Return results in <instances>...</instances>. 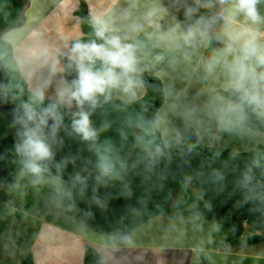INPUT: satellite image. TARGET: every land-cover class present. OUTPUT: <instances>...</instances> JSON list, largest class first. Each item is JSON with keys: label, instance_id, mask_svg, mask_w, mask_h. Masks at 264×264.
<instances>
[{"label": "clouds", "instance_id": "clouds-1", "mask_svg": "<svg viewBox=\"0 0 264 264\" xmlns=\"http://www.w3.org/2000/svg\"><path fill=\"white\" fill-rule=\"evenodd\" d=\"M113 4L89 18L91 38L66 45L63 64L42 48L51 72L72 78L56 81L47 106L51 80L14 110L12 125L18 138L14 150L22 175L30 176L33 185L45 182L54 147L63 143L62 111L71 114L69 134L91 150L98 135L91 117L98 109L114 98L124 104L137 102L148 86L145 73L159 72L161 65L176 71L193 59L202 79L218 81L219 86L210 88L198 104L181 103L178 115L198 130L264 142V0H169L167 6L163 0H124L122 5L113 0ZM165 95L181 96L171 88ZM168 123V113L162 112L152 126L164 129ZM161 155L158 149L150 153L145 167L155 168ZM258 167L254 160L236 180L245 194L258 184ZM213 176L224 179L219 171ZM75 179L84 183L79 175Z\"/></svg>", "mask_w": 264, "mask_h": 264}, {"label": "trees", "instance_id": "trees-1", "mask_svg": "<svg viewBox=\"0 0 264 264\" xmlns=\"http://www.w3.org/2000/svg\"><path fill=\"white\" fill-rule=\"evenodd\" d=\"M27 0H0V60L8 67L12 84L8 96L20 107L28 102L31 91L24 78L19 63L16 61L12 45L1 37L10 29L21 26L23 12ZM75 14L80 17L81 29L84 36L80 39L91 38L92 29L88 23L91 17L85 0L80 1ZM61 61L64 63L63 56ZM66 75V74H65ZM67 79L72 76L66 75ZM147 88L145 96L135 103L124 104L119 99L103 105L91 117L93 126L98 128L103 137L102 168L108 178V185H112L120 178L132 153H154L158 149L162 153H174L184 150H194L198 153L224 162L253 163L256 160L264 167V145H259L253 150L236 153L225 143L219 147H206L202 145L195 131L189 132L181 141L164 143L158 129L152 126L153 119L157 116L164 103V90L161 81L145 73ZM50 100L45 99L44 106ZM63 124L71 125V114L62 111ZM107 125V126H106ZM140 128L142 135L135 139V128ZM121 133H124L122 136ZM15 137L9 119L0 114V182L9 175L21 170L20 159L15 153ZM47 178L62 180L66 184V193L71 198L74 211L79 219L98 234L114 237L118 242L138 229L140 226L157 216L169 218L183 217L191 214H200L206 219L225 224L232 232L227 241L228 245L252 246L264 243V234L257 233L235 216L229 210L220 206H207L198 193L189 189V202L182 207L166 211V207L154 206L140 213L132 221L122 225H110L99 221L88 202L87 185L77 167L72 161L49 163ZM79 175L83 178L81 184L75 179ZM169 208V207H168ZM169 210V209H168ZM22 264H34L30 254ZM84 264H110L93 246H87Z\"/></svg>", "mask_w": 264, "mask_h": 264}, {"label": "crops", "instance_id": "crops-1", "mask_svg": "<svg viewBox=\"0 0 264 264\" xmlns=\"http://www.w3.org/2000/svg\"><path fill=\"white\" fill-rule=\"evenodd\" d=\"M30 1L31 0H27V5L25 6L23 12V21H31V25L29 26L26 33H23L19 38L16 36L17 32L15 30L17 29L10 32V38H8L7 41H9V43L12 45L14 57L20 65L21 72L26 79L28 88L31 92L36 88L43 87L47 81H52L51 86L48 87L46 91V99L51 100V98L54 96L56 81L62 77L66 78V75L62 72L53 74L50 70L49 59L45 55H42L41 50L42 48H46L53 57H58L61 60V57L67 51L66 45L70 44L72 40L80 39L84 36V33L81 29L80 17L75 14L79 8L81 0H33L34 3L32 7ZM44 1L49 4L46 5L45 3L43 6H40ZM85 1L87 2L91 16L99 11H105L114 6L113 0ZM118 3L122 5L124 0H118ZM30 7L31 11L29 10ZM49 7L50 9L47 10ZM38 9L47 10V12H45L43 15H40ZM28 16L29 18L37 17L38 19H29ZM61 64H63L62 61ZM161 69L167 75L168 72H174L171 70H166L165 66L164 68L162 66ZM15 174H19L21 177L27 176L22 175L20 170L17 173L15 172L14 174L9 175L8 178L1 181L0 186L6 184L4 182H6V180L8 181L9 178ZM45 187V190L51 191L50 195L52 192L58 189L56 188L55 184H45ZM59 188H63V191L67 195L65 183H61V187ZM33 190L35 189L29 187L27 191L29 193ZM22 193L23 192H21V194ZM1 196L0 209L7 207L9 212L12 214L5 225L0 224V264H22L23 260H25L30 254L34 258V264H84L85 250L89 245L93 246L98 251V253L102 255V257L110 264H182L183 261L184 264H193L194 262L198 264H205L208 261L205 260L206 254L228 256L231 258L233 264H249L248 260L255 258L256 256V254L253 252L249 253L245 251V249L250 248V246H233L227 244V241L232 234V232H230L231 230L227 233L228 235H215L214 233L209 235L205 231H201V233L197 235L193 234L192 232L190 233L189 231L187 233L180 231L179 234L181 243L179 246L174 247L175 250L172 251L177 250L183 252L181 256L184 257H177L179 255L173 253L170 255L172 257H169L167 262V258L164 254L167 253V250L162 246L142 247V245L138 243H124L125 239L134 234L135 231L141 226L124 238L121 242H118L115 238L104 239L103 237H98L96 235L86 237L84 234H82V232H78L64 226H59L50 219L42 218V216L38 217L32 212L24 211L21 209V205L13 204V201H6L5 195ZM12 197L13 195L11 193L6 195V198L9 200H11ZM33 199L36 200L37 198ZM17 213L34 218L36 221L39 220L42 222V225L39 228L36 236H34V241H31L30 244H28L29 242L25 244V254L13 255L9 251L12 250V247L15 244L19 243L21 238V235L17 233V227L14 220V217H20L19 215L15 216ZM196 215L199 214H191L183 217L189 218L190 216ZM156 218L161 219L162 216H157L155 219ZM180 218L181 217H176L174 219ZM152 219L154 220V218ZM160 219L159 222L161 223ZM210 222L214 223L215 221L210 220ZM193 223L194 221L191 220L187 223V226ZM167 226L168 224L165 225V228ZM184 228L185 226L180 227V230ZM189 235L195 241H197L194 245L183 244V241L186 240ZM220 236L223 237V240L217 239ZM205 237H207L209 241L215 239L216 241L212 243L216 246H210L211 243H209V241L208 244L203 245V242L201 243L200 241H205ZM143 238L144 236H142L140 240L142 241ZM148 251H153L156 253V257L152 261H148L146 258V253ZM14 253H17V251L14 250ZM193 254L196 259H193ZM260 259V256H257L256 260ZM262 259L264 258L262 257ZM220 263L226 264L223 261H220ZM208 264H213V262L208 261Z\"/></svg>", "mask_w": 264, "mask_h": 264}, {"label": "water", "instance_id": "water-1", "mask_svg": "<svg viewBox=\"0 0 264 264\" xmlns=\"http://www.w3.org/2000/svg\"><path fill=\"white\" fill-rule=\"evenodd\" d=\"M11 84V73L0 60V114L9 119L17 142L12 121L14 110L19 106L8 96ZM96 129V145L90 150L78 137L69 134L70 125H64L60 132L63 143L54 147L55 156L49 163H74L86 182L88 202L99 221L122 225L154 206H185L190 199L189 190L184 186V182H188L207 206L223 207L257 233L264 234L263 166L255 169L257 186L245 194L236 186V180L241 171L253 163L224 162L188 149L161 152L159 164L148 169L145 162L150 153L135 152L130 155L118 181L108 185L102 168L103 137ZM214 171L222 172L224 179L216 180Z\"/></svg>", "mask_w": 264, "mask_h": 264}, {"label": "rangeland", "instance_id": "rangeland-1", "mask_svg": "<svg viewBox=\"0 0 264 264\" xmlns=\"http://www.w3.org/2000/svg\"><path fill=\"white\" fill-rule=\"evenodd\" d=\"M31 2V7L33 5V0ZM164 4L167 6L169 0H163ZM37 3V2H36ZM49 4L46 1L42 2L40 6H43V4ZM51 6V5H50ZM30 7V11H31ZM50 7L47 9L49 10ZM47 10L38 9L40 15H43ZM180 19H183L182 13L179 14ZM29 18V16H28ZM38 19L37 17H35ZM34 17H31L29 19H35ZM163 24V21H161ZM31 25L30 22L23 21L22 25L13 29H10L7 31L1 38L3 40H8L10 38V32L15 30L17 32L16 36L19 38L23 33H26L29 26ZM5 38V39H4ZM9 42V41H8ZM218 46V45H213ZM202 55H208V51H203L201 53ZM164 65H161V67ZM150 76H154L158 78L162 85L164 90V103L160 110L157 112V116L159 113L167 112L168 113V119L169 123L164 129H158L159 134L161 135V139L164 143H168L171 141H181L189 132L195 131L199 139L202 143V145L206 147H213L217 148L220 146L221 143H225L227 146H229L234 152L241 153L249 150H253L259 145H264V142H253L251 140L241 138L238 136H230L228 134H218L215 133L214 130L209 131L207 129H197L196 126H189L185 123V121L178 115V107L181 103L187 102V103H193L198 104L202 102L208 90L213 87H218L219 83L218 81H212L208 80L205 81L202 79L203 73L198 70L197 68V61L196 59H193L190 63L182 65L178 70L174 72H168V75L165 74L162 70L156 73H146ZM171 88L176 93H180L181 96L179 99H171L167 98L165 93L168 91V89ZM146 94V89L144 93L141 95V97L138 99H142ZM135 139L139 140L142 132L140 128H135ZM17 173V172H16ZM14 174V173H13ZM8 178V177H7ZM31 177L25 176L21 177L19 174H15L14 176L10 177L9 180L4 183V185L0 186V197L1 195H5L6 201H13V204H19L21 205V209L24 211L32 212L36 216H42V218L50 219L52 222L56 223L59 226H64L66 228H71L73 230H76L78 232H82L86 237H91L92 235H96L98 237H103L104 239H113L114 237L110 235H100L94 231H92L90 228H88L86 225L83 224V222L79 219V217L76 215L74 209H73V203L71 201V198L65 194L63 191V188L61 187V183H65L62 180H56V179H50L45 177V182L41 183L39 185H33L31 183ZM45 184L47 185H56V189L52 194L50 195L51 191L45 190ZM187 189H189L193 193H197L196 190L188 185H184ZM34 188L32 192L28 193V188ZM63 191V192H62ZM21 192H23L21 194ZM8 193H11L13 195L12 199L9 200L6 198V195ZM30 196V197H29ZM33 198H37L36 200ZM38 204V205H37ZM23 205V206H22ZM163 207V206H158ZM164 208V207H163ZM169 209V210H168ZM0 224L5 225V223L10 219L11 214L7 207H3L0 209ZM3 210V211H2ZM166 211L173 210L172 208H165ZM20 217H14L15 224L17 227V233L21 235L19 243L15 244L12 247L11 254H25L26 247L25 244H30L31 241H34V236L39 231V228L42 225V222L31 218L29 216H25L23 214L17 213L15 216ZM160 218H154L146 222L143 226H141L138 230L135 231L134 234L130 235L127 239H125L124 243H129L128 240H130V243H138L141 244L142 247H148V246H162L167 250V253H164L167 262L169 260V257L171 258L173 253L176 255H179L177 257H184L181 256L183 252L180 251H172L175 250L174 247H177L181 243L180 234L179 232H185L188 231L193 234L199 235L201 231L207 232L209 235L211 233H214L215 235L225 234L230 231L228 227L221 223L215 221L214 223L210 222V220H207L202 215H196V216H190L189 218H180V219H174L169 218L167 216H162L160 219L161 223L159 222ZM193 220L194 223L187 226V223L189 221ZM168 226L165 228V225ZM184 229L180 230V227H184ZM187 227V228H186ZM231 232V231H230ZM172 233V235H171ZM177 235V236H176ZM144 236L142 241L140 238ZM205 241L203 242V245L208 244L209 239L205 237ZM217 239L223 240V237L220 236ZM141 241V242H140ZM183 241V240H182ZM216 241L215 239L212 241H209L210 246H216L213 245L212 242ZM184 245L188 244H195V241L190 235L187 237L186 240L183 241ZM129 243V244H130ZM247 247V246H245ZM249 249V250H248ZM14 250L17 251V253H14ZM245 251L249 253L256 254L255 258H252L249 261V264H264V244H256L253 246H250V248H246ZM13 252V253H12ZM22 252V253H20ZM201 255V254H200ZM257 256H260V260H256ZM156 253L153 251H148L146 253V258L148 261H152L155 259ZM11 258V257H10ZM140 258V257H139ZM193 259H196L193 254ZM222 259V260H221ZM205 260L212 261L213 264L220 263V261L225 262L226 264H233L231 261V258L228 256H219L217 254H206ZM262 260V261H261ZM12 261V260H11ZM207 263L205 264H208ZM179 264V263H178ZM184 264V261L183 263ZM198 264V263H193Z\"/></svg>", "mask_w": 264, "mask_h": 264}, {"label": "flooded vegetation", "instance_id": "flooded-vegetation-1", "mask_svg": "<svg viewBox=\"0 0 264 264\" xmlns=\"http://www.w3.org/2000/svg\"><path fill=\"white\" fill-rule=\"evenodd\" d=\"M184 185H188V182H184Z\"/></svg>", "mask_w": 264, "mask_h": 264}, {"label": "built area", "instance_id": "built-area-1", "mask_svg": "<svg viewBox=\"0 0 264 264\" xmlns=\"http://www.w3.org/2000/svg\"><path fill=\"white\" fill-rule=\"evenodd\" d=\"M245 226H247V225L245 224Z\"/></svg>", "mask_w": 264, "mask_h": 264}]
</instances>
